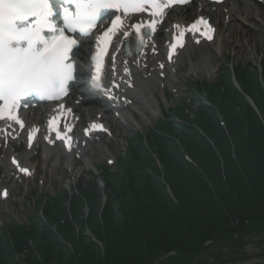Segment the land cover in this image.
<instances>
[{
    "label": "trees",
    "instance_id": "16d2710c",
    "mask_svg": "<svg viewBox=\"0 0 264 264\" xmlns=\"http://www.w3.org/2000/svg\"><path fill=\"white\" fill-rule=\"evenodd\" d=\"M234 75L240 92L223 66L146 140H129L104 172L103 194L94 182L49 198L28 226L7 229L0 264H193L199 254L211 263L209 242L229 235L228 221H248L243 235L262 232L254 223L264 221V55L260 74L238 64Z\"/></svg>",
    "mask_w": 264,
    "mask_h": 264
},
{
    "label": "rangeland",
    "instance_id": "374dc122",
    "mask_svg": "<svg viewBox=\"0 0 264 264\" xmlns=\"http://www.w3.org/2000/svg\"><path fill=\"white\" fill-rule=\"evenodd\" d=\"M249 3L254 9H257L258 13L262 14L259 16L261 21L251 19L246 26L233 22L230 24L231 27L227 34H224L227 21L221 24V31L214 43L193 49V61L184 58L177 63L175 69H179L176 75L174 74L175 79L171 77V84L167 83L163 88L166 101L164 102L163 93L159 91L153 100L151 110L144 112L142 109H136V114L133 111L127 112L128 123H121L115 119L109 120L113 137L109 138L111 140L107 141L108 144L92 145L84 157V165H77V173H66L63 161L60 172L54 175L53 172H50L52 163L44 164L41 152L38 153L37 159L32 161V166L36 167V175L32 180L5 179L3 170H1L0 187H7L10 197L5 202L0 201V231L12 222L27 223V215L32 212L33 205L31 193L36 194L34 201H45L47 197L57 193L62 194L63 191L72 193V191L79 190L80 187L89 189L93 184L94 176L99 184V192L102 193L104 184L98 179L97 171L106 163L108 164L109 160L114 161V164L108 166L114 168L117 158L124 152L128 138L136 132L143 135L147 128L154 126L160 116V107L167 109L177 104L179 96L183 95L189 82H213L217 76L216 66L228 57L233 63L258 65L260 54L264 52V8L259 3L258 5H254L252 1ZM79 57L82 58V55ZM200 57L204 60L203 64ZM98 110L102 111L101 108ZM262 222L264 221L255 222L254 228H264V225H261ZM249 224L248 221L244 223H240L238 220L228 221L226 226L230 230L228 231L229 235L216 234L212 239L214 241L209 242L213 245L209 249L210 256H213L209 260L211 263L205 261L204 254H199L193 264H264V230L244 235L239 232L242 227ZM216 236L217 239H215ZM24 258L26 256L23 255L15 257L17 262ZM162 258H166V256ZM221 260L223 261L220 262ZM231 260L232 262L227 263Z\"/></svg>",
    "mask_w": 264,
    "mask_h": 264
},
{
    "label": "snow or ice",
    "instance_id": "6c2138e0",
    "mask_svg": "<svg viewBox=\"0 0 264 264\" xmlns=\"http://www.w3.org/2000/svg\"><path fill=\"white\" fill-rule=\"evenodd\" d=\"M186 2L188 0H0V119L7 117L19 124L14 110L22 97L35 93L55 99L65 91L66 84L73 78L68 53L76 46L66 33L89 34L109 10L123 16L149 11L156 23L172 3ZM57 19L59 23L55 22ZM121 19L118 15L112 21V27L104 33L106 38L116 35L113 29ZM207 38L211 40L212 36ZM12 163L17 162L14 159ZM21 171L27 173L28 170Z\"/></svg>",
    "mask_w": 264,
    "mask_h": 264
},
{
    "label": "bare ground",
    "instance_id": "6f19581e",
    "mask_svg": "<svg viewBox=\"0 0 264 264\" xmlns=\"http://www.w3.org/2000/svg\"><path fill=\"white\" fill-rule=\"evenodd\" d=\"M233 1L234 0L228 1L229 5L225 7L223 6L225 2L220 6L211 7L200 1L197 2L195 7H192L189 12H187L188 8L186 7L173 9L164 21L165 27L161 34L163 41H160V43L159 41L156 42L153 35L147 40L145 48L131 58L123 57L122 51L120 50L116 52L114 55V61H112L111 64L109 77L110 83L107 90L110 91V93H106L109 99H103L100 95L91 94L92 98H90V102L84 104L83 102L77 103L75 102L76 100H70L68 102L69 107L73 108L75 117H81L83 112H85L87 118L83 120V123L91 124L95 122L97 124L102 122V115L99 116L93 103H104L108 108V112L113 114L118 113L120 119L124 121H128L125 111L130 110L132 107L138 106L143 110H146V107L153 103L151 97H154L155 90L162 89L164 81H168L169 74H171V70L175 66L177 58H188L190 61L193 60L194 57L192 51L197 44V40L192 39L189 32H193L195 37H208V35H205V31L203 30L204 27L201 25L200 27L203 28L194 29L188 27V19L191 15H194L195 20L199 16L209 18L217 27L219 24H216V22H218L220 18L228 21L224 34H227L230 30L231 26L229 23L238 22L246 25L249 20H258V16H261V13L258 14V11L249 3V1L254 0ZM262 5L264 7V0H262ZM135 20L137 21V19ZM182 26H185V28L182 29ZM124 30V33H127L126 35L124 34L125 36H129L134 32L133 29L124 28ZM170 38L172 41L176 40L178 46H184L183 50H177V55L173 64L167 63L169 56H166V54H168V47H170ZM88 49L89 47L87 45L86 51L83 52L84 56ZM200 58L203 64L204 60L202 57ZM76 59H78V56ZM160 65L163 66L162 69L159 68ZM50 110L51 108L34 109L32 107H28L26 110L22 109L16 119L24 120L25 126L19 131V128L13 123L12 126L16 127V132L8 133V142L4 143L5 140L0 142V154L3 151L8 154V157H10L16 152V149L20 151L22 150V154H24L26 158H30L25 162H22L28 166L33 158V153L36 151V147L46 146L44 147L43 152L44 162H53L56 164L60 162L62 158L61 154L55 151V149L53 150L52 146H48L50 142H53L56 139V128L54 124L48 123V118L46 116ZM52 115L54 114H49L48 117ZM45 118H47V121ZM64 123V132L67 133V137H71V133H76L78 123H74L73 119L71 121L68 118L65 119ZM32 131H37V137L32 142L31 150L28 151L24 146L29 139V133ZM14 135H16V138H14ZM105 137L102 135H96L88 141V144L91 145L96 139H98L101 144H107L108 142ZM80 143L81 141L78 146L72 148V152L74 155L79 154L81 161H75L73 164V161L68 159L66 161L67 171L71 169L70 171L77 173V163L83 164L84 162L83 158L85 157L86 152L80 147ZM54 144L58 147L57 143ZM14 148L16 149L13 151ZM19 157L22 158V155ZM56 164H53L54 170H60ZM0 167L4 170L5 175L10 177V167L8 163L6 164L5 159L3 158L0 159Z\"/></svg>",
    "mask_w": 264,
    "mask_h": 264
},
{
    "label": "water",
    "instance_id": "95a60500",
    "mask_svg": "<svg viewBox=\"0 0 264 264\" xmlns=\"http://www.w3.org/2000/svg\"><path fill=\"white\" fill-rule=\"evenodd\" d=\"M218 237L216 236L215 239H217Z\"/></svg>",
    "mask_w": 264,
    "mask_h": 264
}]
</instances>
